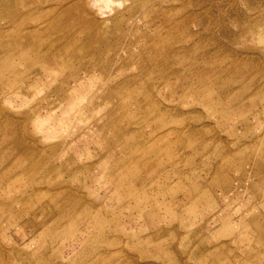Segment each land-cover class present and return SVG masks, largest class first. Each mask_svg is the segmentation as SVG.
I'll use <instances>...</instances> for the list:
<instances>
[{"label":"rangeland","instance_id":"rangeland-1","mask_svg":"<svg viewBox=\"0 0 264 264\" xmlns=\"http://www.w3.org/2000/svg\"><path fill=\"white\" fill-rule=\"evenodd\" d=\"M0 264H264V0H0Z\"/></svg>","mask_w":264,"mask_h":264}]
</instances>
